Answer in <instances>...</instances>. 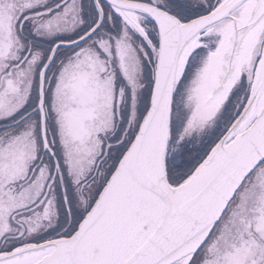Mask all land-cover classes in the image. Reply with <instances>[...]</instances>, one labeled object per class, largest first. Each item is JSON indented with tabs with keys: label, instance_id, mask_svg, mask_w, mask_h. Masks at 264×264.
<instances>
[{
	"label": "snow or ice",
	"instance_id": "6c2138e0",
	"mask_svg": "<svg viewBox=\"0 0 264 264\" xmlns=\"http://www.w3.org/2000/svg\"><path fill=\"white\" fill-rule=\"evenodd\" d=\"M0 264H264V0H0Z\"/></svg>",
	"mask_w": 264,
	"mask_h": 264
}]
</instances>
